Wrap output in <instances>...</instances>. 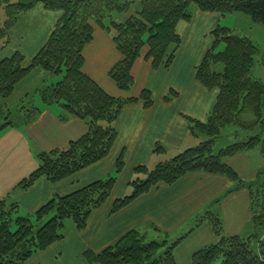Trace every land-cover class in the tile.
<instances>
[{
  "label": "trees",
  "instance_id": "1",
  "mask_svg": "<svg viewBox=\"0 0 264 264\" xmlns=\"http://www.w3.org/2000/svg\"><path fill=\"white\" fill-rule=\"evenodd\" d=\"M36 4L47 10L60 11L61 15L46 42L28 62L18 50L0 56V96L9 98L34 69L42 70L47 78L61 75L49 85L45 81L35 91L43 104L56 103L61 107V120L71 116L79 118L86 122L87 129L65 148L38 152L37 166L14 186V190H25L40 178L49 183L60 182L102 160L117 137L113 123L123 107L137 100L143 101L145 106L152 103L149 89L141 90L137 97L118 98L84 73L83 48L92 40L95 28L111 36L120 59L108 75L119 89L127 91L134 83L133 64L143 51L153 68L168 67L172 63L182 41L176 30L177 24L191 19L193 6L221 15L244 13L264 26V0H0V49L6 48L19 19ZM123 13L130 14L123 22L117 21L115 17ZM211 34L212 44L195 67V79L207 89L216 88L217 96L207 120L190 119L189 126L193 136L205 134L206 139L158 162L151 169L137 165L134 172L138 177L128 183L132 191L115 198L110 212L121 210L159 184H173L191 171L225 175L248 188L255 229L246 236H224L220 218L207 214L206 219L219 239L194 252L189 264H214L217 261V264H260L264 260V203L256 212L253 198L258 193L264 196V184L254 192L251 183L240 181L225 159L255 147L264 150V83L251 73L256 46L248 37L220 25H216ZM220 42L224 44L223 49L215 51L214 47ZM37 112L33 106L26 123L7 120L0 124V130L26 125L36 118ZM230 125L243 131L258 129V132L215 153L216 139ZM156 149L163 151L162 146ZM123 167L120 154L114 175L94 180L66 194L56 193L28 216H13L18 203L11 200L10 194L1 198L0 264H24L36 252L50 247L63 237L67 219L77 230H84L91 213L111 196ZM140 174H145V178L141 179ZM177 242L148 241L144 234L130 229L101 251L85 250L83 258L85 264H176L173 249Z\"/></svg>",
  "mask_w": 264,
  "mask_h": 264
},
{
  "label": "crops",
  "instance_id": "2",
  "mask_svg": "<svg viewBox=\"0 0 264 264\" xmlns=\"http://www.w3.org/2000/svg\"><path fill=\"white\" fill-rule=\"evenodd\" d=\"M129 14H119L115 19L123 22ZM49 15L50 21L44 23V18ZM60 15V11L47 10L41 4L31 7L10 35H16L19 40L21 34L20 39L24 42L13 45L8 54L18 50L24 54L25 62H28L46 42ZM219 17L217 12H205L193 6L191 19L177 24L176 30L182 41L172 63L168 67L161 65L153 68L143 51L133 64L131 74L134 83L127 91L119 89L108 75L110 68L120 59L111 36L104 30L95 28L92 40L83 48L84 73L107 93L118 98L137 97L141 90L149 89L152 103L145 106L143 101L137 100L123 107L113 123L117 137L109 154L102 160L54 185L40 178L25 190H14L21 178L30 173L32 163L11 178L8 184L5 183L4 187L1 188L0 185V199L10 194L13 202L31 205L35 209L39 206L36 207V204L43 200L42 189L48 198L53 194V187L57 194H66L92 182L91 180L104 178L113 171L118 156L122 154L124 167L111 196L105 204L91 213L82 234L74 232L77 237L76 244L81 247L76 252L80 256L79 264H85V250L101 251L130 229L138 230L147 239H165L167 244L178 241L173 249L175 263L189 264L194 252L219 239L206 219L209 213L220 218L224 236L252 232L255 227L252 224L253 211L248 188L244 185L235 186V181L225 175L201 170L191 171L171 185L159 184L121 210L113 214L110 212L114 199L123 196L120 192L127 191L137 165L150 168L166 160L168 151L176 155L195 146L203 138L202 134L195 137L190 133V119L200 122L207 120L216 100L217 89H207L195 79V67L206 51L192 48V40L215 28ZM39 26H46V29L42 39L34 43L29 36V29ZM46 79V73L34 69L7 99L27 96L33 88L36 90L43 85ZM167 96L168 99H165ZM39 110V115L26 127H6L3 132L20 137L25 149L31 146L28 142L31 139L36 144L32 146L42 151L65 148L87 129L86 122L79 118L71 116L67 120H61L62 109L57 104H44ZM158 146H162L163 151H158ZM31 159L37 162V158L35 161L31 156ZM254 159L257 160L255 164ZM225 162L236 172L240 181L249 183L255 180L256 170L261 167L263 159L258 147H255L237 152L227 157ZM236 164L242 170L247 168L249 173H239ZM252 167L257 168L250 169ZM1 173L0 182L3 183L6 174L0 170ZM36 191L39 193L36 194Z\"/></svg>",
  "mask_w": 264,
  "mask_h": 264
},
{
  "label": "rangeland",
  "instance_id": "3",
  "mask_svg": "<svg viewBox=\"0 0 264 264\" xmlns=\"http://www.w3.org/2000/svg\"><path fill=\"white\" fill-rule=\"evenodd\" d=\"M27 13H24L22 17L19 19H23L24 16H26ZM219 18L216 25H220L223 27L230 28L235 34L237 35H244L248 37L253 44L256 46V53L254 55V64L252 67V75L255 78L260 79L264 83V26L261 23L254 22L249 15L240 13V12H232V13H226L224 15L219 14ZM51 17L46 16L44 18V23H48L50 21ZM41 20V18L39 19ZM18 21V22H19ZM46 26H39L38 28L30 27L29 29V36L32 37V41L36 43L37 41L41 40L44 35V30ZM27 31V28H25V31ZM13 34L12 32L10 35ZM15 34V33H14ZM21 34L19 35V40L14 36H10V40L7 43L6 48L0 49V56L10 55L9 50L12 48L13 45H21L23 44L24 40L20 39ZM213 36L210 32L207 33H201L199 37H197L193 41L192 48H197L199 51L200 49L206 51L212 44ZM203 45V47H201ZM224 44L222 42L218 43L216 47H214L215 51H219L223 49ZM1 47V44H0ZM29 57V56H28ZM83 68V67H82ZM61 78V75L59 76H51L49 75L46 83L47 85L54 83L55 81L59 80ZM171 93V92H170ZM170 93L168 95H170ZM52 105V104H51ZM34 106L38 109L37 114L39 115L40 107H44V104L41 102L38 94L36 93L35 89L24 97L19 96H13L11 99H5L0 96V124L3 122L9 120L13 123H26L28 120V114L29 110ZM53 106H56V103L53 104ZM62 112V110H61ZM10 115V118H8ZM23 118L24 120H20ZM245 118L250 119L249 115H245ZM33 121V120H32ZM30 121V123L32 122ZM28 123V124H30ZM27 125V124H26ZM26 125H23L19 128H24ZM258 132V129L253 131H243L239 129L235 125H230L225 127L222 131L220 136L215 141V153L227 145L232 144L236 141H241L246 139L247 137L256 135ZM7 133H4L3 130H0V170L5 176V180L0 182L1 188L4 187L5 183H9V180L13 178L14 176L18 175L21 171L25 170L26 168L30 167L33 163V166L31 168V171L35 169V163L31 159V156L35 158L36 161V154L38 151H40L37 147H33V140L28 139V142L31 144V146L28 149H25V145L23 144V140L20 137L13 136L12 133H9L11 135H6ZM204 140L206 139V135H202ZM32 141V142H31ZM36 145V144H35ZM264 147V146H263ZM30 149V150H29ZM259 152L262 155L263 162L261 164L260 168L252 167L250 169L256 170V178L255 180L249 182L251 183V186L253 188V191L256 192L257 189L261 188V186L264 184V150L258 147ZM31 152V155L29 153ZM173 152L168 151L165 159H170L173 157ZM253 164L257 163L256 159H254ZM156 165V164H155ZM155 165H152L150 168H153ZM236 169L239 173H249V170L247 168H238V165L236 164ZM115 169V168H114ZM114 169L113 171L104 176L107 177L109 175H114ZM30 171V172H31ZM29 175V173L27 174ZM26 175V176H27ZM2 176V173L0 174V177ZM24 176V177H26ZM117 177V176H116ZM119 177V175H118ZM117 177V178H118ZM138 177V175L135 173L133 178ZM141 179L145 178V174H140L139 176ZM132 178V179H133ZM22 179V178H21ZM95 179V177L93 178ZM97 179V178H96ZM101 179V178H99ZM239 179V176H238ZM94 181V180H91ZM235 186H239V182L235 181ZM247 183V182H246ZM51 185H54L56 183H50ZM53 189L54 196L57 193V190L55 187ZM132 191L131 186H128L126 192H120L121 195H127ZM39 191H36V194H38ZM264 193V191H263ZM260 194V195H258ZM257 196L253 198V207L254 210L257 212L261 210V204L264 203V196L261 193H258ZM41 196L43 200H41L40 203L36 204L40 207L42 204L46 203L52 196L46 198V194L44 190H41ZM261 200V201H260ZM37 207V208H38ZM35 208V209H37ZM31 205H24V204H18L17 212L13 214V216H28L34 213L36 210ZM248 230V229H247ZM74 232H77L76 234H82L83 230L79 231L75 228L74 224L70 219H67L65 221V226L62 230L63 237L60 238V240L53 243L50 247L43 251H38L33 256L26 261L24 264H79L80 262V256L78 253H76L78 250L81 249L78 244H76L77 237ZM251 232L246 231L243 232L242 235L246 236L249 235ZM146 237V236H145ZM161 236H158V238ZM163 237V236H162ZM146 240H165V239H147ZM166 241V240H165ZM167 242V241H166ZM219 263V261L215 262L214 264Z\"/></svg>",
  "mask_w": 264,
  "mask_h": 264
},
{
  "label": "built area",
  "instance_id": "4",
  "mask_svg": "<svg viewBox=\"0 0 264 264\" xmlns=\"http://www.w3.org/2000/svg\"><path fill=\"white\" fill-rule=\"evenodd\" d=\"M260 264H264V260H261V263Z\"/></svg>",
  "mask_w": 264,
  "mask_h": 264
}]
</instances>
